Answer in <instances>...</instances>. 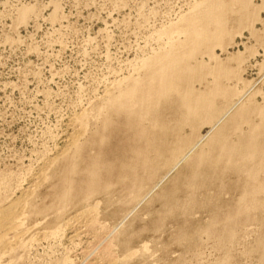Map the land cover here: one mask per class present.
<instances>
[{
    "label": "rangeland",
    "instance_id": "rangeland-1",
    "mask_svg": "<svg viewBox=\"0 0 264 264\" xmlns=\"http://www.w3.org/2000/svg\"><path fill=\"white\" fill-rule=\"evenodd\" d=\"M212 1L0 0V212L9 207L15 216L13 227L0 228V264H264V0H217L225 5L222 30L210 24L208 32L219 39L189 62L205 73L195 90L212 87L210 72L221 68L230 75L219 83L235 95L229 103L246 94L220 125V140L245 147L256 133L250 162L243 153L227 165L158 166L147 198L122 192L118 181L133 132L106 100L127 79L142 78L153 56L184 42V22ZM170 95L151 130L161 141L160 166L179 126L178 98ZM243 110L244 120L230 121ZM76 133L85 162L72 173L67 141ZM190 133L184 127L182 140ZM98 156L99 192L85 199L86 168ZM68 179L71 199L62 205Z\"/></svg>",
    "mask_w": 264,
    "mask_h": 264
},
{
    "label": "bare ground",
    "instance_id": "bare-ground-1",
    "mask_svg": "<svg viewBox=\"0 0 264 264\" xmlns=\"http://www.w3.org/2000/svg\"><path fill=\"white\" fill-rule=\"evenodd\" d=\"M221 1L213 0L212 2L209 3L205 12H203L202 15H196L195 18L188 19L186 22H184L185 23L184 31L187 35L185 41L179 43L178 45H172V46L170 45L169 50L167 52L163 53L159 57L153 56L154 58H151L150 61L149 60L148 62L146 61L147 63L143 64L145 71L142 78L140 76V79H137L139 77L138 76L136 79L133 78L127 79V81L128 80L129 81L127 82L126 86H124L125 85L124 84L123 85L124 87L122 88L121 87L122 85L121 84L119 85L122 88V90L121 89L118 90L119 91L118 95L116 94L117 96L114 95L112 98L106 100L108 101V103L107 105L104 104L105 107L108 106L114 114L124 115L125 117L124 124L126 130L133 132L132 135L133 138H131L133 141V145L129 151V156L122 161L121 169L118 174L119 175L118 181L120 183L121 186L120 190H122V192H124V190H127L130 192L129 194H131L132 196L133 194H135L134 195L135 198L138 197L139 195L141 196L142 194L143 196L145 195L144 196L145 198H147V196L150 195V193L153 191L156 183H158L157 180L159 175L158 173H155L158 170L156 169L158 166L165 171L166 168L181 167L182 164H185L186 166L188 165L191 166L193 165L194 162H196L199 165V163H201L202 160L204 159L206 160V162L207 160L212 161L213 164L224 163L227 165L229 162H232V160H234L236 156L241 157L243 153L245 155L243 154L244 156L242 157L243 159L242 161H244L245 164H247L250 162L249 159L251 158L252 153L256 151L255 146H257V144H255L256 141L254 140L255 139L254 136H256L255 135L256 133L254 132L252 133V131H250V137H249L251 139L249 140V142H247V145H245V147H242V145L241 147H239L237 146V144L228 145L231 142L230 143L226 142V138L222 139L224 140V142L220 140V137L222 136V132H223L221 130L223 129V127L226 126V123L224 124L225 126H223L222 128L220 125L224 123L226 117L231 113L233 108L239 102H241V100L246 95V94L236 95L238 98L237 100L238 102L236 103V105L232 106L231 103H229L228 100L235 95L234 93H232L233 91L231 92L230 90H228V88L222 87V85L219 83V78L220 79L227 78L230 75L229 72L228 73L224 72L220 70L221 68L217 70V72L215 71L213 72V68H212V71L210 73L213 75L212 81L214 85L212 87L205 88V90L203 91H197L194 88V82L200 83L203 80L205 73H202L203 67L201 66V64L198 66L197 63H195L194 66H191L193 64L189 62L192 60L196 61V54L199 52L201 46L207 45L209 41L217 39L219 37V35L218 36L210 35L208 32L209 30L208 28L210 27V24H212L214 25L216 31L220 32V30H222L220 29L221 18H222L221 9H224L225 5ZM232 1H237V0H232ZM183 47L188 48V50L181 52L180 50ZM202 65L204 64L202 63ZM170 94L171 95L174 94L178 98V102H179L178 106L180 111V117L178 119L179 126L175 136V142L173 141L174 143L171 149L169 148L170 149L169 156L165 159V162L162 163V165L160 166L158 164L160 161L158 162V160L159 159L162 160L163 156L161 154L162 152H160L159 150L162 147L160 146L161 148L159 149L157 145L159 146V142L161 141H158L156 139L158 141V144L156 145V140L153 135L154 132L151 130H155L157 128L156 109H158L157 108L158 104L162 102L165 98H167V96ZM218 98H222L223 100L227 101V103L224 104L225 105L224 107L220 108L216 106V100ZM105 113L106 112H104V114ZM243 114H244V110L240 111L235 116H232V119L230 121L231 122L234 120L236 121L237 118L240 119L239 121L244 120ZM107 119L108 118H106L102 126L103 129L102 132L104 131L105 128L107 129L108 126H110V121H108ZM144 121L146 122L148 121V125L144 126L143 125ZM184 127H188L191 133L187 137H185V139L182 140V133ZM155 132H157V130ZM79 134L76 133V135H74L72 139H70V141H67L69 142L68 146L74 148L73 159H71L73 161V165L71 167V170L69 169L72 173L75 171L76 165H78L81 162H85V159H83L85 145L84 143L81 144L79 142L78 140ZM100 135L98 141L99 144L101 145L103 142H105L106 135L105 136L103 135L100 136ZM202 142H203L202 144L203 146L200 149H198L199 146L201 145L200 143ZM93 144H96V142ZM214 144L216 145L213 151L212 148ZM91 147L93 146L91 145ZM204 148H207L208 151L206 152L203 151ZM196 150H200V152H198L197 154L195 153L192 160L187 162L185 160V154L189 152H194ZM205 160L203 162H205ZM89 162L90 163L88 168H86L87 166L85 168L87 174H89L92 181L90 180L91 182L86 184L87 187L83 195L85 199L86 197L92 195L93 193L95 194L97 192L96 191L97 188L95 189V185L97 184L98 180L97 181L95 180L97 179L96 176H98L97 175L98 168L99 165L101 164L99 160V156L90 159ZM164 175L165 177H168V174H164ZM65 181L63 182L65 183V185H67L66 189L62 193L63 194L62 197L57 201L58 203L60 202L62 205L66 204L67 202L70 203L69 201L71 199L69 197H70V192L72 191V186H71L72 182H70L69 179H68L69 182L66 183ZM147 188H149V190H146ZM57 197L59 198L60 196ZM14 218H15L14 213L10 210L9 207L4 210H1L0 228L10 229L11 227H13ZM117 227L118 226H116V228ZM134 253L135 252L133 253L131 252L129 255ZM126 257L128 258V255H126ZM126 257L125 259H127ZM109 264L112 263L110 262ZM113 264H116V262H114Z\"/></svg>",
    "mask_w": 264,
    "mask_h": 264
}]
</instances>
